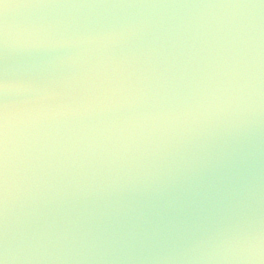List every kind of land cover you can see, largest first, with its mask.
Here are the masks:
<instances>
[{"label":"water","instance_id":"obj_1","mask_svg":"<svg viewBox=\"0 0 264 264\" xmlns=\"http://www.w3.org/2000/svg\"><path fill=\"white\" fill-rule=\"evenodd\" d=\"M5 264H264V0H3Z\"/></svg>","mask_w":264,"mask_h":264},{"label":"snow or ice","instance_id":"obj_2","mask_svg":"<svg viewBox=\"0 0 264 264\" xmlns=\"http://www.w3.org/2000/svg\"><path fill=\"white\" fill-rule=\"evenodd\" d=\"M3 3V0H0ZM3 84L0 83V94L3 92ZM7 142H8V110L5 104L0 103V215L6 204L7 193ZM0 264H5L4 258H0Z\"/></svg>","mask_w":264,"mask_h":264}]
</instances>
